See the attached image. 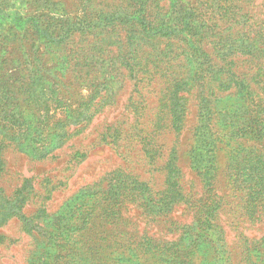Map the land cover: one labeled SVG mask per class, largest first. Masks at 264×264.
Wrapping results in <instances>:
<instances>
[{"label": "rangeland", "instance_id": "rangeland-1", "mask_svg": "<svg viewBox=\"0 0 264 264\" xmlns=\"http://www.w3.org/2000/svg\"><path fill=\"white\" fill-rule=\"evenodd\" d=\"M94 1L85 13L74 9L81 0H6L0 4V190L9 195L23 187L22 212L27 216L38 213L35 220L40 230L33 236L15 216L5 220L0 225V264H122L113 258L122 251V243L146 239L178 242L176 239L186 233L182 227L175 229L172 222L192 224L197 210L189 208L190 203L207 199L206 180L213 171L206 173L201 162H192L199 121L195 97H190L188 110L178 112L179 119L184 116L178 136L167 128L159 131L157 147H152L155 152L141 143L145 135L153 137L155 125L150 121L165 114L163 104H170L159 100L163 95L160 88L165 90L174 77L187 76L182 44L178 47L176 40L167 38L129 43L126 34L145 10L153 13L156 5L163 6L161 11L171 17L183 18L178 8L185 0ZM252 1L244 2L243 12L263 13L264 19V0ZM94 7L115 12L107 15L119 29L106 27ZM122 20L126 22L123 25ZM130 49L142 62L137 78L131 77L126 64L125 54ZM148 74L152 92L143 91L148 107L140 103L133 109L132 101L139 98L144 83L141 78ZM168 105L165 110L170 116L173 104ZM80 113H88L90 120L79 122L77 119H84L78 118ZM132 127L149 131L127 136ZM222 127L220 123L209 132L213 144L204 157L220 156L215 193L224 205L215 215L224 230V248L232 251L236 263L245 257L240 255L245 250L238 237L242 231L251 239L250 260L260 264L264 259V254H258L264 253V217L252 223L240 204L242 192L226 172L227 138ZM55 131L67 137L50 142ZM174 145L183 187L191 195L189 205L159 211L154 200L130 197L122 207L124 177L125 181H144L152 189L164 188L163 165ZM108 181L116 187L113 192L107 190ZM144 205L149 206L148 212ZM43 208L47 213H41ZM152 209L155 212L151 214ZM41 225H46L45 229ZM74 229L80 231L73 233ZM196 243L217 261L215 264L220 263L214 244L205 238Z\"/></svg>", "mask_w": 264, "mask_h": 264}, {"label": "trees", "instance_id": "trees-1", "mask_svg": "<svg viewBox=\"0 0 264 264\" xmlns=\"http://www.w3.org/2000/svg\"><path fill=\"white\" fill-rule=\"evenodd\" d=\"M4 1L6 2V0H0V4ZM159 1L157 0V3ZM246 1L249 4L253 2L252 0H185V3L178 8L183 18L171 17L170 14L161 11L163 6L158 8L156 5L153 13L145 10L136 23L130 25V30H127L129 43L138 41L141 44L146 40L154 42L162 38L176 40L178 47L182 44V52L187 59V76L174 77L171 85L165 87V90L160 88L163 95L159 100L162 98L161 102L168 100L170 104H173L169 110L172 115L168 116V110H165L168 104L162 103L165 106L164 110L162 109L165 114L160 113L156 121H150L152 125H155V130L151 132L152 138L147 134L145 136L148 139L144 137L141 139V143L144 141V149L157 147L156 135L164 128L170 129L175 133L174 135L178 136L184 123V116L179 119L180 113L178 112L188 110L189 107L186 106L190 102V97L193 96L197 100L199 121L196 126L195 144L192 147V162L193 164L201 162L203 167L208 169L206 173L212 170L213 176L210 180H206L207 199L196 204L190 203L189 208L196 207V220L189 225L177 223V221L172 222L175 229L182 227L186 235L182 234L176 239L178 242L174 243H155L154 241L159 240L154 238V241L146 239L144 242L139 240L137 243L136 241L122 243V251L113 257L122 264H215L217 261L205 255L204 249L199 248L196 243L199 238H205L214 244L215 250L217 249L219 253L216 259L220 262L219 264H259L257 261L250 260L248 244L251 243V239L242 231L238 237H240L241 247H245V250L240 255L245 257H241L236 263L231 255L232 251L224 248L227 245L224 230L215 215L224 205L223 200L215 193L219 177L217 158L219 160L220 156L215 154L211 159L204 157L213 144L208 134L215 125L220 127L221 123L223 137L227 138L225 140L227 158L226 156L225 158L229 180L237 190L242 192H238L240 204L246 207L252 223L263 218L264 119L261 116H264V28L259 24L264 25V19L261 17L263 13L257 16L248 11L243 12V5ZM92 2L95 1L81 0L79 4L76 2L74 9L85 13ZM97 5L101 7V4ZM98 7H94L93 10H96L98 17L101 16L99 18L105 21V26L114 25L112 29L118 30L120 25L116 26V22L110 20L107 15L115 14V12L105 11V7L101 9ZM124 17L131 19L128 15ZM84 21H87V17H84ZM124 23L126 22L122 20V25ZM240 29L243 34L241 37L238 35ZM47 36L48 39H54L53 35ZM125 59L131 77L137 78L138 74L142 73L138 70V66L142 67V62L135 54V50L126 51ZM183 66L186 64L184 63ZM141 80H144V83L140 87L139 98L132 101L133 109H138L140 103L148 107L143 91L146 89L147 92H152L148 87L152 85L151 75L148 74ZM81 116H84V119H77L80 120L79 122L87 123L90 120L88 113H80L78 118ZM222 116L227 120L225 121ZM144 130L149 131L147 127H132L130 131H126V134L127 136L142 134L145 133ZM64 134L61 131L51 133L50 142L57 137H67ZM177 159L174 145L163 165L166 180L164 188L160 190L152 189L144 181H125L126 177H124L122 179V207L124 200L130 197L133 200H154L153 205L159 211H165L182 203L189 205L191 195L183 187ZM2 171H4L3 167ZM123 171L125 169H122V177ZM115 188L114 184L108 181V192H113ZM23 189L20 187L9 195L3 194L2 189L0 190V225L15 216L23 224L26 232L35 236L40 234L38 222L35 220L38 213L27 216L22 212L26 196ZM223 196L229 197V195ZM240 204L238 206L241 207ZM144 206L143 208L148 212L149 206ZM154 212L155 209H152L151 214ZM41 213H47L46 208H43ZM242 221L244 220H238V222ZM45 227L46 225H41L42 229ZM79 231L80 229H74L73 233ZM181 241L185 243L181 244ZM112 253L115 254V252ZM258 254L264 253L259 252ZM260 264H264V259Z\"/></svg>", "mask_w": 264, "mask_h": 264}]
</instances>
